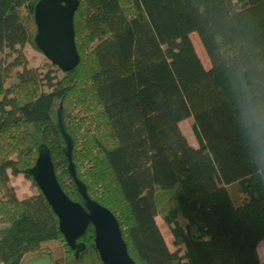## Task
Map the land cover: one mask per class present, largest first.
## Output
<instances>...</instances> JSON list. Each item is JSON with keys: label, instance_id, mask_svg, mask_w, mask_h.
Masks as SVG:
<instances>
[{"label": "trees", "instance_id": "1", "mask_svg": "<svg viewBox=\"0 0 264 264\" xmlns=\"http://www.w3.org/2000/svg\"><path fill=\"white\" fill-rule=\"evenodd\" d=\"M39 1L0 0V95L10 103L0 114V264L40 252L52 264H100L92 228L74 258L29 175L47 150L62 193L82 205L58 110L75 177L116 220L134 264H264V0H77L79 61L67 74L26 56L42 57ZM17 177L30 197L9 186Z\"/></svg>", "mask_w": 264, "mask_h": 264}, {"label": "water", "instance_id": "2", "mask_svg": "<svg viewBox=\"0 0 264 264\" xmlns=\"http://www.w3.org/2000/svg\"><path fill=\"white\" fill-rule=\"evenodd\" d=\"M77 8V0H40L34 8L36 33L33 44L44 59L63 74L73 71L79 61L73 32V17ZM63 114L59 110L54 113L55 127L61 137L68 175L82 205L71 202L62 193L47 150L38 149L29 175L57 219L59 234L75 259L85 250V246L77 241L88 228H92L93 246L100 264H134L127 255L116 220L110 212L86 196L84 187L75 177L70 155L72 144L64 130Z\"/></svg>", "mask_w": 264, "mask_h": 264}, {"label": "rangeland", "instance_id": "3", "mask_svg": "<svg viewBox=\"0 0 264 264\" xmlns=\"http://www.w3.org/2000/svg\"><path fill=\"white\" fill-rule=\"evenodd\" d=\"M190 41L191 44L193 46V49L195 51L196 56L198 57L199 61L201 62L202 66L204 68L208 67V62L207 59L199 45V42L197 41V38L195 35L190 36ZM26 56L28 59L33 58L35 61L33 63V67H37L38 64L42 61L45 60L46 62H48L46 59H44V57L37 55L36 53L32 52V51H26ZM49 63V62H48ZM7 85V84H6ZM8 92H1V97H2V102H0V114L4 112L5 109H7L10 106V103L8 101ZM178 128L180 130V132L182 133V135L185 137L186 141L188 142V144L193 147L196 148L197 144L193 138V135L191 134L190 131V127L188 125V123L186 121L180 123L178 125ZM13 188H15L16 191V196L18 199H23L24 197H30L33 194V188H31V184L25 180H23L21 177H17L16 179H14L12 181V183L9 185ZM228 195L230 196V199L232 201L233 204L237 203V195L235 193V191H233L232 188H228L227 189ZM156 225L158 227H161V221L159 219H157L156 221ZM161 234H165V230H161L160 231ZM165 243L167 244L169 241V238L164 239ZM170 249V248H169ZM171 250V249H170ZM258 256L259 259L264 261V247L260 246L258 249ZM21 264H52L51 262H49L47 260V256L45 252H40V253H35L31 256H27Z\"/></svg>", "mask_w": 264, "mask_h": 264}, {"label": "clouds", "instance_id": "4", "mask_svg": "<svg viewBox=\"0 0 264 264\" xmlns=\"http://www.w3.org/2000/svg\"><path fill=\"white\" fill-rule=\"evenodd\" d=\"M252 114H253V116L255 117V110H253Z\"/></svg>", "mask_w": 264, "mask_h": 264}]
</instances>
